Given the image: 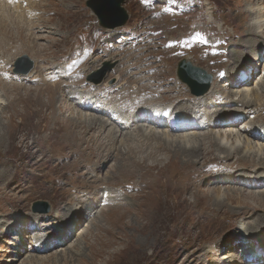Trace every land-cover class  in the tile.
<instances>
[{"label":"rangeland","instance_id":"obj_1","mask_svg":"<svg viewBox=\"0 0 264 264\" xmlns=\"http://www.w3.org/2000/svg\"><path fill=\"white\" fill-rule=\"evenodd\" d=\"M88 1L45 0L37 4L38 9H34V0H0V16L11 17L14 20L9 25L0 22L1 61H3L4 50L7 47H12V50L9 48L10 52L5 54L11 63L6 70L0 69V77L5 73L15 78H20L18 75L21 77L31 75L41 65L40 67H43L45 73L48 68L53 67L59 76H61L59 70H64L69 74V77H76L78 70L81 74L80 80L74 82L63 78L61 82L65 85L70 82L73 85L90 83L102 84L105 88H114L121 81L120 68L124 63L130 71L128 74L124 69V73L129 75L127 82L129 81V86H134L135 83L132 80L137 79L133 64L147 67L150 65V61H154L160 69L153 68L148 71L146 69L147 75L153 71L162 73L152 75V78H160L163 83L170 82L172 85H176L175 90H182L186 95L185 98L180 99L184 100L194 94L190 92L186 84L177 79L178 64L183 58L187 59L188 57V61L193 65L205 68L212 74V84L217 78V74H226L228 77L227 74L230 72H242V75L246 73L243 63L234 67L231 65L234 63V57L231 59L229 56H231L232 49L247 50L241 45L240 40L245 36L247 26L253 21V17L246 10L247 4L252 2L251 0H126L123 5L130 15L128 22L123 26L111 29L100 25L98 16L92 11ZM254 3L261 4L260 1ZM34 10L38 13L36 16L42 17L45 23L41 35L40 33L34 35ZM110 21L114 22V19L112 18ZM148 32L152 33L154 43L150 44L149 49V45L145 42ZM262 35L264 34L262 33ZM167 39L178 40L182 49L172 48L173 46L166 42ZM9 41L10 44L7 45ZM262 44L264 45V43ZM262 47L263 54L260 55L258 67L253 69L249 80L244 82L241 79L239 84L242 85L243 91V88L250 89L251 94L258 90L264 92V46ZM171 48L172 53L169 51ZM23 54L34 59L36 64V68L34 67L27 74L14 72L13 62ZM190 55L193 58H190ZM250 55L247 54L245 59L251 58ZM41 61L42 64H40ZM22 63V67L28 65L27 61ZM106 64L110 67L104 70ZM102 74H104L103 80L101 83H96ZM260 77H263V82L258 84L257 81ZM231 80L222 82L221 85L226 88L230 85V88L240 90L239 85H231ZM29 83L31 82L29 81ZM50 86L51 84L39 87L41 88L39 96L42 97L44 103L38 105L33 104V100L28 98V91L33 89L34 85L12 84L6 87L4 83H0V93H2L4 103L0 108V130L5 133L4 142L0 143V168L6 167L9 170L8 178L0 181V228L3 226L4 219L11 222H17L20 218L33 221L38 219L37 222L40 221L41 223H39L46 229L44 231L50 233L51 228L54 229L57 226L58 211L56 209L69 208L71 206L68 203L69 200L78 197L79 191H83L82 189L87 186V183L97 177L95 165H99V163L96 164L94 156L95 152L101 153L100 146L91 144L90 131H86V127L82 126V123L74 126V123H70V119L66 117L62 121H57L59 117L64 118L70 114V117H73L78 114L72 112L73 105H70L69 98L62 90H59L58 86L55 89L57 88L61 92H59L60 103L57 105V98L50 99ZM27 89L29 90L27 91ZM19 90L22 92L20 93ZM55 94L56 97L59 96L57 92ZM172 99L173 103L163 99H157L150 103L157 102L173 106L175 103H179V101H174V97ZM226 101L229 100L225 96L219 97L218 102L227 103ZM53 102L55 103L52 104ZM262 103L264 104V102ZM250 119L241 118L233 125L240 124L242 121L245 124ZM255 124L257 126L264 125L262 122ZM73 131H77L76 134L78 133L80 136L73 135ZM212 131L200 133L201 139H203V135H208V137L205 135L206 138L201 140L202 143H208ZM259 141L264 142V139H259ZM117 142L120 145L119 139ZM256 143L254 142L253 145L259 150ZM202 146L204 154L196 158L200 159L199 166L204 164L197 167V170L191 167H182V165L188 164V161L190 162L189 154L170 156L171 150L168 151L170 148L163 145L156 147V153L152 152L151 154L150 152L149 157L146 155L148 160L145 155H140V153H137V156L134 155L137 159L136 157L132 159L131 157L134 156L131 155L120 158L118 153H113L114 157H111L107 162L99 178L103 176L104 179L110 180L107 175H112L109 185H114L117 190H120L117 194H121L120 202L125 206L113 210L106 209L104 215L100 210L102 206H98L99 208L97 207L91 214L97 216L91 220V223L88 222L90 215H87L91 211L90 207L89 209L85 208L82 214L83 219L78 218L77 225L74 226L70 236L72 237L71 241L77 238L85 247L83 254L70 255L68 249L74 244L72 241L71 244L69 242V245H63L64 247L61 249L41 253L42 256L56 253V256L54 255L39 264H98L100 257L90 258L97 253L98 247H104L100 246L102 238L122 244L116 247H126L127 245L130 247L129 254H132L127 258L124 256L115 264H218L220 259L217 260L215 256L221 257L220 254L216 253L213 257L212 254H209L210 257L205 259L201 250L205 247L206 249L215 247L224 236L222 241L231 240L232 238H226L228 233L230 235L240 232L237 228L241 221L246 222V225L254 219L253 216L264 215V209L250 208L249 215L248 213L244 216L237 215L235 218L225 214L227 220L222 219L223 216H207L206 212L210 211L206 209L213 210V207L217 206L213 201L216 199V194L211 193L212 187L209 184L202 185L203 191L200 193L196 187L203 184L206 179L210 178L213 181V177L218 173H225L227 170L232 172L240 170L254 176L261 175L259 173H263L264 170L253 160H246L245 166L242 161L232 164L231 160L220 159L219 157L223 158V156L215 151L214 146L209 143L206 147L204 144ZM208 150L211 151L208 152ZM257 150H254L255 153L258 152ZM103 152L104 155H107L105 149ZM263 153L264 150H262ZM154 154H156L155 157L158 154L161 157L164 156L166 160L162 165L154 163ZM141 156H144L146 160H142ZM231 157H235V155ZM120 159L123 162H121L120 173L117 171L118 168L113 172V166L116 165L115 160L119 161ZM134 160L135 162H133ZM128 161L137 162L139 165L132 166ZM90 167L94 169L93 172H90ZM229 185L230 183L227 182L224 187H220L227 193L224 196L226 204L222 206V209H225L224 212L244 211L243 205L247 204H244L240 198H235L232 195V190L228 188L239 187ZM246 189L248 191L242 190L241 193H253L259 198V201L261 200L259 203H264L263 189ZM101 197L104 198V196ZM37 200L47 201L51 207L50 211L47 213L33 211V203ZM252 203L255 204L254 201ZM132 206L133 208L129 209ZM247 216L251 218L249 219ZM63 221L65 223L66 219ZM59 222L61 221L59 220ZM19 224L24 225L23 223ZM101 226L110 230H106L105 227L101 228ZM143 226H146V229ZM87 227L95 233L81 234ZM29 232L30 230H27L22 233L29 234ZM32 234L34 235L35 232ZM10 237L12 236L9 235L6 239L0 235V264H26L24 259L27 258L28 253L17 254V248L11 245L14 240H10ZM36 237L38 236L36 235ZM22 242L25 243L22 246L24 252H33V240L27 237L23 240L22 237ZM137 250L138 252H135ZM196 250L200 251L196 252ZM234 251L237 252V249ZM37 252L41 251L38 249L34 251L39 254ZM229 252L225 256H231ZM238 252L240 253V251ZM134 253H136V257H131ZM233 257L234 255L230 258ZM57 258H59V262L53 263ZM211 258L214 259V262H211ZM104 263L106 262L100 259L99 264Z\"/></svg>","mask_w":264,"mask_h":264},{"label":"bare ground","instance_id":"obj_2","mask_svg":"<svg viewBox=\"0 0 264 264\" xmlns=\"http://www.w3.org/2000/svg\"><path fill=\"white\" fill-rule=\"evenodd\" d=\"M41 1H45V0H40V1L34 0V9H38L37 4L40 3ZM251 1L252 2L250 4H247L246 10L247 13H249L251 17H253L252 18L253 21H251L250 24L247 26L248 29L246 31V34L240 40L241 45L246 47L247 50L239 51L236 49L234 50L232 49L231 56H229V58L231 57V59H233L234 57L233 60L234 63L231 64L234 65V67L243 63V67L246 68V71L244 72H248V71L252 72L254 68L258 67L259 64L258 61H260V55L263 54L261 49L263 48L262 46H264L262 44L264 43V35H262V33L264 34V0H251ZM258 1H260L261 4L254 3ZM253 4L255 5L253 6ZM37 14L38 13H36V11L34 10V35L35 34L37 35L38 33H40L41 35V30L44 29L45 26L43 27V25H45V23L42 20V17L36 16ZM13 21L14 20L11 17L4 18V16H0V22L4 23L5 25H9ZM247 27L245 26V28ZM152 38H153L152 33L148 32L147 37L145 38L146 44L149 45L148 49L150 48V44H154ZM259 40H262L263 42H260ZM166 42L168 43V45L173 46L172 48L182 49L178 40L170 41L169 39H167ZM9 44L10 41L8 42L7 45ZM9 48H11L12 50V47H7L4 50V53L3 54L1 53L3 59V61L0 60L1 70H6L11 63L8 56L7 57L5 56V54L7 55V52H10ZM172 48L169 49L171 53H172ZM247 54H251L250 55L251 58L245 59ZM190 58H193V56L190 55ZM188 60L189 59L187 57V59L183 58L181 61H188ZM42 63L43 62L41 61L40 64ZM149 63L150 65L147 67L137 66L136 64H133L136 70L135 74L137 79V80L131 79L133 83H135L134 86H129L128 84L129 81L127 82L129 75H126L124 73V69L128 74H130V71L127 65L123 63L122 68H120L121 81L114 88L112 87L105 88L104 85L102 84L94 85L90 83L73 85L70 82L69 84L65 85L61 82V79L64 78L67 81L73 80L74 82L79 81L81 76L80 72L77 70L76 77H69V74L66 71L59 70L61 73V76H59L56 74L57 70L54 69L53 67L48 68L47 72L45 73L43 67H40L41 65L39 66L37 65L38 67L36 68V64H35L36 70L33 71L34 74L32 73L31 75L29 74L22 77L18 75V77L20 78H15L14 76L12 77L7 73H5L0 77V83H4L6 87L8 85L11 86L12 84L19 86L34 85V88L31 89L30 91H28L29 89H27V91L29 92V93L27 92L28 98L30 100L31 99L33 100L34 102L33 104L42 105L44 103L42 97L39 96V90L41 89L39 87L42 86L46 87L49 84H51V86L49 87V89H51L50 99L54 100L55 98H57V105L58 103H60V99H61L59 90H62V92H64L69 98L70 105L71 106L73 105L71 108L72 112L73 111L77 112L78 115L70 117L71 115L70 114L69 116H64V118L59 117V120L57 121H62V119H65L66 117L70 119L71 121L70 123H74V126L82 123L83 124L82 126L86 127V131L87 130L90 131L91 137H89V140H92L91 144L94 146L99 145L101 150V153H96L94 151L95 152L94 157H96L95 162L96 164L99 163V165H95L97 177H95L93 181L87 183V186L82 189L83 191H79L78 197L69 200L68 203L71 205L69 208H65L63 210L56 209L58 211L56 216L57 226H55L54 229L51 228L50 233L45 232L46 229L42 227L40 221H39L40 223L37 222L38 219L33 221V220H25L23 218H20V220H17V222L16 221L11 222L5 219L3 220V226H1L0 228L1 229L0 235L3 238L6 237V239L7 236L9 235L12 236L10 237V240H14V241L11 243V245L12 247L17 248L16 251L17 254L25 255L28 253L27 258L24 259V261H26V264H39L40 262H45L50 257L54 255L56 256V253L53 255H51L52 253L50 255L46 254L45 256H42L41 253L52 251L54 249L56 250L61 249L65 245H69V242L71 244L72 241H74L73 242L74 244H72L69 247L68 250L71 254L68 252V256L69 254L70 255L73 254L74 256H76V254L82 255L85 247L81 245V242L77 238L71 241L72 237L70 236L72 234V230L74 226L77 225L76 223L79 220L78 218H80V220L83 219L82 214L84 213L85 208L89 209L90 207L91 211L87 215L88 216L90 215L88 217L89 219L88 222L90 221L91 223V220L96 216L95 214L93 215L91 214L98 206H102L100 209L102 214L106 212V209L113 210L125 206V204L120 202L119 196L121 194H117V192L118 191L120 192V190H117V188L114 187V185H109L110 183L109 181H111L112 175H107V177L110 178V180L104 179L103 176L99 178L107 162H109L111 157H114L113 153L114 154L118 153V155H120V158L128 157L130 155L137 156L138 155L137 153H140V155H145V157L146 155L147 157H149L150 152L151 154L152 152L156 153V147L163 145L166 148L167 147L170 148L168 149V151L171 150L170 156L174 155L177 157L180 156V154H186V153L187 155L189 154L190 162L188 161V164L182 165V167H191L192 169L195 168V170H197L196 168L201 167L204 163L201 166H199L200 159L197 160L196 157H201V155L204 154V148L202 145L204 144L206 147L207 144L209 143L210 145L214 146L215 151H217L220 155L223 156V158L219 157L220 159L231 160L232 164L237 163V161H242L244 166L246 165L245 164L246 160H253L255 164L261 165L262 170H264V157H262V155L264 154V153L262 154V150H264V142L259 141V139L260 140L264 139V125L257 126L255 124L256 122H258V124L260 122L264 124V104L262 103L264 102V92L258 90V91H254V93L251 94L252 91H250V89L247 88H243L244 89L243 91L242 85L239 84L241 83V79L243 78L245 73L242 75V72L241 73L230 72L227 74L228 77H226V74H217L216 75L217 78L215 79L214 83L211 84L212 86L205 94L195 95V96L190 95L189 97H187V99L180 100L182 98H185L186 95L182 90L179 89L175 90L176 85H172L170 82L163 83L160 81L161 80L160 78L157 79L155 77L152 78V75H157L162 73L153 71L150 74H148L150 76L147 75L148 72L146 73V69L147 71L152 70L153 68L160 69V67L157 66L156 63H154V61H150ZM179 75H180V71H179ZM248 78L249 77H245L244 82H246ZM177 79L179 81L182 80V78L178 76ZM228 80H231L232 86L233 84L234 86L239 85L240 90H235L234 88H230L231 87L230 85H228L227 88L221 85L222 82ZM29 81L32 84L29 83ZM182 81L184 83L181 81L180 82L183 84L187 82L184 80ZM257 82L258 84L263 82V77H260ZM245 85L247 86V84ZM57 86L59 90L57 88L55 89V87ZM174 91L176 92V94H173L175 93ZM21 92L22 91H20V93ZM55 92L59 94L58 97L55 96L56 95ZM90 92H92L93 94ZM87 94H92L96 98L103 97L106 100H108L109 104H112L124 110V112H120V114L118 115L119 116L118 119H116L114 116L102 110L101 109L102 105H97L96 102L97 100L93 102L88 98L86 99L85 97L87 96ZM222 96H225L229 101H226L227 103L218 102L219 97ZM173 97H174V101L176 102L179 101V103H175V106L171 109V111L167 109L161 112L157 117L146 118L144 115L141 114L143 111L146 110L143 107H146L148 103L154 100L156 101L157 99L160 100L163 99L165 101H169L173 103L172 101ZM54 103L55 102H53L52 104ZM3 104L4 103H3L2 93H0V108H2ZM169 106L172 105H168L167 107ZM156 107L161 108L159 106ZM60 108H62V106H60ZM172 112L178 115H175ZM176 117H177V121L174 122L172 119H175ZM246 117L251 119L247 121L245 124L244 121H242L240 122V124L233 125L237 120L241 118L246 119ZM141 118H143L144 120L141 121ZM201 118H204V120L201 121ZM78 119L79 121H76ZM188 122H190L191 127L185 130L184 128L185 126L188 125ZM192 130H194L195 132L192 133L191 132ZM201 130L205 131V133L206 131L210 132L211 130H213L212 136L209 138L208 143L205 142L202 143L201 140L206 138L205 135L207 134L203 135L202 136L203 139H201L200 138V133L202 132ZM76 132L73 131V135H75ZM4 135L5 133H2L0 130V143L4 142L5 139ZM78 135L80 136V134L78 133L75 136ZM117 139H119L120 145H118ZM254 142H257L256 144L257 147H259L258 148L259 150H257L253 145ZM91 149L93 148L91 147ZM104 149L107 151L106 153L107 155H104L103 152ZM135 150H137L138 152H136ZM254 150H257L258 152L255 153ZM210 151L211 150H208V152ZM158 155L157 157H155L156 154H154L153 157L155 158L153 160L152 157V160L154 161L155 164L162 165L166 159L164 158V156L161 157V155L159 156ZM233 155H235V157H231ZM136 156L131 158L135 159ZM141 159L146 160L144 156H141ZM115 162L116 165L113 166L114 169L113 172L115 171V169L118 168L117 171L118 173H120L121 171L120 167H122L121 164L123 162L121 161V159L119 161L115 160ZM133 162H135V160ZM128 163H131L132 166L139 165L137 162L132 163L128 161ZM6 165H8V163H6ZM144 167L146 168V166ZM89 169L90 172L94 171V169L91 167ZM228 171L230 170H227V172L225 173L224 172L218 173L215 177H213V181L210 178L206 179V181L203 184L201 183V185H197L196 187L197 190L199 189V193H200L201 191H203L201 188L202 185L209 184L212 187L211 193L216 194V199L213 201L217 206H215V208L213 207V210L206 209L210 211V212H206L207 216H214V217L223 216L221 218L227 220L225 214H228V217L231 216L232 218L233 217L235 218L237 215L244 216L247 213L249 215V212L251 210L250 208H253L255 210L264 209L263 207L264 203L262 204L259 203L261 200L259 201V198L253 195V193L250 192L241 193L243 192L242 190L248 191L246 188L250 190L253 189L264 190V172L259 173L261 174L259 175L260 176L259 177L258 174L254 176L248 172H242L240 170L238 171L234 170V172L230 171L229 173ZM8 173H9L8 168L6 167L0 168V181L3 180L4 178H8ZM227 182L230 183L229 186L232 185L239 187V188H232V187H228V188L229 190H232L231 191L232 195L235 196V198L238 199L240 198V200L243 201L244 204H247V205H243L244 211L232 210L230 212H224L225 209H222L223 208L222 206L226 204L224 200V196L227 195V193H225L224 189H221L220 187H224V185L227 184ZM246 185L247 187H245ZM101 196H104V198H102ZM99 198L101 199L99 200ZM252 201H254L255 204H253ZM130 208H133V206L129 207V209ZM247 217L249 219L251 218L250 216ZM252 218L254 219L249 221L246 225H245L246 222L244 221H241L239 223L237 229L240 232L230 235L228 233L226 235V238L228 239L232 238L231 240L222 241V239L225 237L224 236L221 238L219 243L215 245V247L213 246L208 247L209 249L208 248L206 249L205 247L204 249H202L201 251L203 252L204 258L208 259L210 257L209 254H212L213 257L217 253L221 255V257H218L217 255L215 256L217 257L216 258L217 260L218 258L220 259L218 260V264H264V215L259 214L256 217L253 216ZM64 219H66L65 223H63ZM59 220L61 222H59ZM19 223H23L24 225ZM104 227L105 226H101V228ZM143 227L144 229H146V226ZM105 229L108 231L110 230L106 227ZM27 230H30L29 234L22 233ZM33 232H35L34 235L32 234ZM83 233L94 234L95 232L92 231V229H90L89 227H87L85 230L81 232V234ZM36 235L38 237L35 238ZM22 237L23 240L26 237L28 239L33 240L34 243V247L32 248L33 252L29 253V252H24L22 250L23 249L22 246L23 244H25L22 242ZM67 240L69 241L67 242ZM125 241H127V239H125ZM100 243H101L100 246L101 247L104 246V247L102 248L98 247L97 253L93 254V256H91L90 259H94L95 257L97 258L100 257L102 261L106 262L104 264H115V262H117L118 260L123 259L124 256L127 258L128 256H130V254H132V253L129 254L130 247L128 245L126 247L123 246L116 247L117 245H122L117 243V241L109 240L107 238H104L103 240L102 238ZM239 245H241L242 247L241 246L239 247ZM37 249L38 251H41V252H37L39 254L34 253V251ZM236 249L237 252L234 251ZM198 251L200 250H196V252ZM238 251H240L241 254ZM132 252L134 251L132 250ZM135 252H138V250ZM228 252L231 256L234 255V257L230 258L231 256H225L226 253ZM31 253H34L36 255ZM131 257H136V253H134V255H131ZM226 257L227 259H225ZM100 259L98 261V264L100 263ZM222 260L224 261L226 260V261L223 263L221 262ZM57 261L59 262V258H57L53 263H57ZM185 262L187 263L188 261L186 260ZM211 262H214L213 258H211Z\"/></svg>","mask_w":264,"mask_h":264},{"label":"water","instance_id":"obj_3","mask_svg":"<svg viewBox=\"0 0 264 264\" xmlns=\"http://www.w3.org/2000/svg\"><path fill=\"white\" fill-rule=\"evenodd\" d=\"M125 1L126 0H89L88 5L98 16L101 26L106 28H114L126 24L129 19V13L123 5ZM110 14L111 16H109ZM110 17L114 19V22L110 21V19H112ZM23 61H27L28 65L22 67ZM106 65L107 66L104 68V70L110 67L108 64ZM33 68L34 60L30 59L27 54H24L17 59L15 72L29 73ZM179 71V76L182 78V80L187 81L190 84L193 92L204 94L209 90L212 82V74L207 72L206 69H203L199 66H194L189 61H182L179 64ZM103 76L104 74H102L96 81H102ZM50 209V204L45 200H37L33 203V211L35 212L47 213L50 211Z\"/></svg>","mask_w":264,"mask_h":264}]
</instances>
